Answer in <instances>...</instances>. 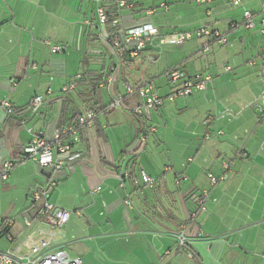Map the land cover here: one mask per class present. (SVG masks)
Wrapping results in <instances>:
<instances>
[{
    "label": "crops",
    "instance_id": "obj_1",
    "mask_svg": "<svg viewBox=\"0 0 264 264\" xmlns=\"http://www.w3.org/2000/svg\"><path fill=\"white\" fill-rule=\"evenodd\" d=\"M126 1L128 8L102 0H0V102L9 101L15 109L9 115L0 107V179L3 165L17 162L3 181L25 192L28 203L1 218L0 233L11 217L17 218L14 231L22 232L21 213L32 208V193L46 186L52 174L21 161L33 139L28 130L51 137L76 114L93 110L94 127L83 130L72 147L81 157L56 176L48 198L73 213L57 232L60 248L68 252V245L82 242L89 256L97 248V264H264V52L257 50L250 71L238 75L225 69L231 59L238 65L237 55L246 50L239 35L243 29L229 27L239 19L225 14L238 8L242 15L245 9L259 14L264 0H243L240 7H233L232 0H169L160 8L170 12L171 3H177L181 12L168 32L154 20L153 8L145 10L140 0ZM100 6L118 17V29L99 24ZM144 24L154 25L161 36L208 26L228 37L227 45L207 54L201 52L205 40L187 42L215 59L199 65L189 54L178 68L187 80L210 75L206 91L169 101L184 82H169L168 73L177 69L172 66L166 83L154 86L166 99L158 111L137 113L143 105L138 95L128 96L123 107H109L125 95L127 85L148 83L142 78L131 83L130 67L138 60H157V50L170 45L156 38L136 59L121 56L113 44L117 31L122 38ZM244 31L264 38L258 29ZM46 41L64 49L53 53ZM225 47L229 57L220 63ZM213 66L216 73H211ZM115 68L120 72L112 84ZM222 71L233 73L229 80L234 82L218 83ZM77 75L82 78L76 88L64 93ZM211 82L213 89L207 92ZM36 96L44 97L42 107L26 111ZM142 171L153 178L152 187L141 181ZM211 176L225 177L213 185ZM77 224L82 229L75 233Z\"/></svg>",
    "mask_w": 264,
    "mask_h": 264
},
{
    "label": "built area",
    "instance_id": "obj_2",
    "mask_svg": "<svg viewBox=\"0 0 264 264\" xmlns=\"http://www.w3.org/2000/svg\"><path fill=\"white\" fill-rule=\"evenodd\" d=\"M106 5L117 8H128L130 5L126 0H102ZM199 4L212 3L213 0H197ZM243 0H232L233 7H240ZM154 11H150L153 14ZM97 18L101 26L111 25L119 28V19L113 16L105 6L97 9ZM231 29L241 28L244 30L258 29L264 37V3L261 4L260 12L257 14L251 9H245L241 21L233 22L229 26ZM113 42L115 49L119 50L121 56H128L134 60L145 51L148 44L156 38L163 39L164 42L180 46L192 40H205L201 52L209 53L213 47H222L228 44V37L220 30L212 29L208 26H201L192 31L180 32L161 36L159 30L152 24L129 29L120 36L117 31ZM51 47L53 53H59L64 48L59 45H52L50 41L45 42ZM226 71H231L230 66L225 67ZM120 69L113 70L110 83L116 82V75ZM82 76L77 75L75 82L63 88L64 93L74 90ZM169 82L172 84L184 81L167 99L174 101L177 97H188L194 91H206L208 83L212 77L210 75H197L194 79L187 80L185 73L180 69H173L168 73ZM51 93V90L48 91ZM138 95L143 102L142 107L136 109L137 113H142V109L147 111H158L165 104L166 99L161 97L154 85L143 83L140 85H127L125 95L117 97L109 105L111 109L123 107L128 96ZM44 103L43 96H36L26 111H38ZM0 107L5 108L9 115L15 113V109L9 101H1ZM97 113L89 110L78 116L70 124L59 128L51 137L43 134H35L30 128L28 132L33 135V139L24 147V157L21 161H30L37 164L41 169L48 170L51 177L44 187L36 189L32 195V208L21 213L22 232L17 234L14 229L17 218L11 217L3 221L0 237L5 239L7 246L0 249V264H83L82 259L72 258L67 251L57 245V232L70 221L73 213L62 209L48 200L57 185L56 176L60 174L66 164L74 162L81 157V154L74 152L72 147L80 142V134L85 129H91L95 125ZM260 121L264 124V110L260 114ZM222 134V132H219ZM17 162H6L3 165L2 180H8L11 172L16 167ZM225 176L216 178L211 176V182L215 185L218 180H223ZM141 181L149 187L154 185V180L145 171L141 172ZM97 190H100L98 188ZM130 206L131 201H126ZM34 210V213L32 211ZM184 243V239L182 240Z\"/></svg>",
    "mask_w": 264,
    "mask_h": 264
},
{
    "label": "rangeland",
    "instance_id": "obj_3",
    "mask_svg": "<svg viewBox=\"0 0 264 264\" xmlns=\"http://www.w3.org/2000/svg\"><path fill=\"white\" fill-rule=\"evenodd\" d=\"M169 0H140L139 3H143L144 9L153 8L156 11V15L153 17L155 21H159L162 24H165L163 31L168 32L169 26L173 25L171 24V21L176 22L180 16V6L177 3H171V11L165 12L162 8H160L161 3H166ZM171 1V0H170ZM228 3V2H227ZM231 9V7H230ZM226 17H234L238 18L241 21L243 18L241 10L234 9L229 10L225 14ZM143 18H145V13H143ZM242 32L239 33V35L243 36L244 39V52L242 54L237 55V59H239V64L236 65V63L231 59L229 63H225L227 61V58L229 57L227 53V47L222 48L223 50L220 52L219 60L220 63H225L226 66H230L231 69H234V74H240L244 71H250L252 68L248 67L249 62L257 55V50L260 49V51L264 52V38L259 36L255 33H250L241 30ZM244 31V32H243ZM161 41V39H159ZM232 40V38H231ZM159 41V42H160ZM158 42V44H159ZM187 43V42H186ZM255 46V48L253 47ZM196 43H187L180 46H174V45H168V46H162L157 50L156 57L157 60L155 61H145V60H138L136 64L132 67H130V77L129 81L131 83H134L137 79H143L145 82H150L152 85L160 87L166 83V74L168 70L172 66H176V68H181L182 64L185 62V59L192 55V60L196 62L197 64H213L215 63V59L213 58V54H209L207 56H203L200 52L196 51ZM256 49V50H255ZM194 50L197 52L195 54H192ZM221 50V49H220ZM193 62V63H194ZM241 62V63H240ZM260 65V64H259ZM194 66V67H193ZM195 68V64L191 66V70ZM211 73H216L217 70L215 69V66L212 67ZM222 77L221 79H218V83L225 85H230L234 80L230 81L229 79H233L232 75L233 73L229 74L224 73L222 71ZM237 72V73H236ZM243 76V75H241ZM239 76V77H241ZM216 84V83H215ZM211 89H213V82H211L210 87L207 92H209ZM34 187V185H33ZM13 186L11 182H5L0 179V223L1 218L4 216L14 215L24 209L27 206L25 192L23 191H15L13 190ZM35 188L31 189V192H33ZM65 201V198H63L62 202ZM82 229V225L77 224L76 232L78 233ZM7 246V242L5 239H0V249ZM68 252L72 256H80L84 264H97L96 259L94 258V253L97 251V248L93 250V253H91L92 256H89V248L82 242H74L71 245L67 246ZM95 251V252H94Z\"/></svg>",
    "mask_w": 264,
    "mask_h": 264
},
{
    "label": "trees",
    "instance_id": "obj_4",
    "mask_svg": "<svg viewBox=\"0 0 264 264\" xmlns=\"http://www.w3.org/2000/svg\"><path fill=\"white\" fill-rule=\"evenodd\" d=\"M78 116H80V115L76 114V115L74 116V118H73V121H75V120L78 118ZM64 126H66V124L61 125L60 128H62V127H64ZM1 236H2V234L0 233V237H1Z\"/></svg>",
    "mask_w": 264,
    "mask_h": 264
}]
</instances>
